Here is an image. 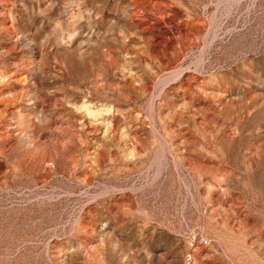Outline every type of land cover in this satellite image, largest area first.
<instances>
[{"label": "rangeland", "instance_id": "374dc122", "mask_svg": "<svg viewBox=\"0 0 264 264\" xmlns=\"http://www.w3.org/2000/svg\"><path fill=\"white\" fill-rule=\"evenodd\" d=\"M0 264H264V0H0Z\"/></svg>", "mask_w": 264, "mask_h": 264}]
</instances>
